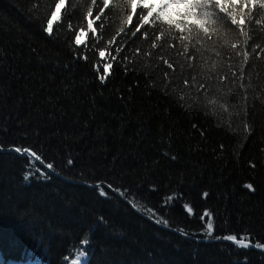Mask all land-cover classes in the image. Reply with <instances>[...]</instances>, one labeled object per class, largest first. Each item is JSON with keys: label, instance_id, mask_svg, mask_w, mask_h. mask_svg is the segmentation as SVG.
<instances>
[{"label": "trees", "instance_id": "trees-1", "mask_svg": "<svg viewBox=\"0 0 264 264\" xmlns=\"http://www.w3.org/2000/svg\"><path fill=\"white\" fill-rule=\"evenodd\" d=\"M58 2L0 0V264H264L215 239L264 244V0H65L49 35Z\"/></svg>", "mask_w": 264, "mask_h": 264}, {"label": "snow or ice", "instance_id": "snow-or-ice-1", "mask_svg": "<svg viewBox=\"0 0 264 264\" xmlns=\"http://www.w3.org/2000/svg\"><path fill=\"white\" fill-rule=\"evenodd\" d=\"M64 5H65V0H59V2L55 4V11L51 12V18L48 19L47 26L43 29L49 35L52 34V32H53V24H54V22H56L59 19V16H60V13H61V8ZM84 35H85V33L83 31H81L79 35L75 36V43L77 45H80L82 43L81 37L84 36ZM99 55L101 57H104L105 53L103 51H101L99 53ZM86 58L87 57H85V59ZM110 68H111V65H109V64H105L104 65L105 76L100 77L102 82L106 78L107 74H109ZM11 150L14 151L15 153L21 154V156H27L29 158V166L30 167L26 166V167H28V171H26L25 174H24V181L26 183L30 182V178H37V179H45L46 180V179L50 178L51 174H54L53 164L52 163L44 164L43 161H42L41 156L38 155L36 151H32L28 147L22 148V147H19V146H15ZM34 161H41V164H42L43 168H46L48 170H52V173L50 174L49 172L41 170L40 167H36ZM67 164L68 165H72L73 164V160L71 158H68ZM36 173H39V176H36ZM89 187H92V188L98 190L99 194L101 196H103V197H107L108 196V193L105 192V190H104L105 187H107V188L112 189V191H114V192H118L125 199H128V190L127 189H124L123 192H120L119 188H112V185L107 183L106 181L98 182L95 185H89ZM245 187L248 188L250 191H255V189L253 188V186L251 184H246ZM207 196H208L207 192L203 193V197L204 198H206ZM173 199H175L174 196L167 197L166 198V203L170 204ZM128 202L132 203L133 207H137V204L133 200L128 199ZM185 207H187V205H185ZM137 210H139V208H137ZM187 210H188L189 213H191V211H192V209L190 207H188ZM144 213H146L148 215V218L154 219L155 223L163 224L166 227L168 226V221L165 220V219L159 218L153 209L145 208L144 209ZM204 216H208L209 217V220L207 221L206 228H205L206 239L212 238L213 222H212V220L210 218L211 217V213L206 211L204 213ZM201 219L203 220V216L201 217ZM100 220H101V222H103V218H100ZM172 230L175 231L176 229H172ZM179 231L181 232L182 235H188L187 233L184 232L183 229H180ZM202 234H204V233H202ZM193 236H195V234H193ZM34 238H39V237H34ZM215 239L216 240L224 239V240L235 242L238 247H243V248L255 247L257 249H260L261 251H264V244H261V243L252 244L251 241L248 240L247 236H241L239 240H237V237L235 235H226L224 237L216 236ZM81 243L84 244V245H87L89 243V241L88 240H83ZM79 256L80 257H85V264H86V261H87L86 251H81L79 253Z\"/></svg>", "mask_w": 264, "mask_h": 264}, {"label": "water", "instance_id": "water-1", "mask_svg": "<svg viewBox=\"0 0 264 264\" xmlns=\"http://www.w3.org/2000/svg\"><path fill=\"white\" fill-rule=\"evenodd\" d=\"M209 240H206L205 242H208ZM229 242H232V241H229ZM250 248H254V249H256V250H259V251H261L260 249H257V248H255V247H250ZM262 252H264V251H262Z\"/></svg>", "mask_w": 264, "mask_h": 264}]
</instances>
